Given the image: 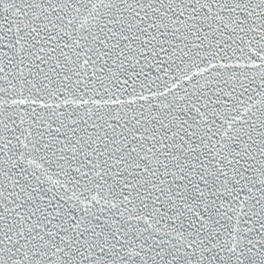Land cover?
<instances>
[{"label": "snow or ice", "instance_id": "6c2138e0", "mask_svg": "<svg viewBox=\"0 0 264 264\" xmlns=\"http://www.w3.org/2000/svg\"><path fill=\"white\" fill-rule=\"evenodd\" d=\"M0 264H264V0H0Z\"/></svg>", "mask_w": 264, "mask_h": 264}]
</instances>
